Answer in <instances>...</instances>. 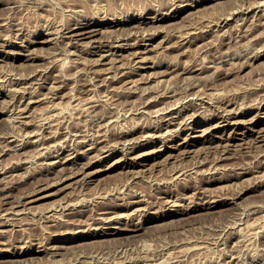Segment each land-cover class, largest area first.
<instances>
[{"label":"rangeland","instance_id":"374dc122","mask_svg":"<svg viewBox=\"0 0 264 264\" xmlns=\"http://www.w3.org/2000/svg\"><path fill=\"white\" fill-rule=\"evenodd\" d=\"M46 1L50 2L45 4V10V7L37 9L35 3L27 5L25 0H0V11L5 7V11L0 12L3 15L0 16V189L7 194L11 190L8 197L11 201L6 207L14 204L23 189L35 190L31 200L40 198L39 201L23 205L25 208L22 205L16 207L24 208L18 215L11 214L12 209L0 215V221L12 215L22 217L15 227L0 225V264H216L214 262L217 261L218 264H264V0H107L106 4L105 0L70 1L79 2L76 4L60 3V0ZM84 1L85 4H82ZM71 7L75 8V12ZM86 13L104 21L91 26L103 31L91 37L75 39L79 44L77 47H71V42L67 45L70 39L66 36L73 33L69 32L67 24L76 26L75 19L87 16ZM157 16L161 19L155 24L162 26H159V35L154 38L143 30L150 28L152 32L158 28L154 23H148ZM110 17L115 22L106 23L105 18L109 20ZM94 19L89 21L94 22ZM117 19L124 21V25L115 24ZM128 30L134 33L129 35ZM122 35L127 39L119 40ZM89 41L92 49L98 50L97 53L81 51L89 50L86 48L89 44L81 45ZM100 42L110 45L101 49L93 47L102 46ZM122 43L126 45L123 51L118 47ZM111 44L114 46L111 47ZM258 52L263 55L257 58L255 53ZM104 53L106 58L101 57ZM92 58L98 62H92ZM73 59L76 61L73 62ZM81 61L84 62L78 63ZM73 63L75 66H72ZM118 64L123 66L122 71L114 66ZM107 65L112 67L103 76L93 73V70L100 71ZM114 70H117L116 74ZM127 71L132 73L122 75ZM57 87L59 89L55 94L53 92ZM254 102L261 108L252 109ZM220 114L232 115V118H216ZM147 124L153 128L146 132L137 131L133 135L135 140L120 138L126 131L139 127L140 130L145 129ZM108 137L112 142H108ZM96 138L103 141L92 150ZM118 139H122V142L116 145L114 141ZM30 141L34 143L29 144ZM176 142H181L179 148L172 145ZM133 146L137 147H134L135 153L129 154ZM220 150L227 158L218 161V157L222 156ZM261 153L263 155L260 157ZM201 160L206 161L200 163ZM51 161L54 165H50ZM216 164L217 167H214ZM174 166L175 170L179 167L178 173ZM180 168L188 170L185 173L188 175ZM247 168L249 171L245 172ZM60 176L62 182L58 178ZM178 177L181 182L177 183ZM56 178L59 183L58 179L55 181ZM155 181L160 182L158 187L153 184ZM185 182L193 187L199 184L202 189L186 188ZM161 189L174 191L177 196L161 199ZM136 190L141 195L134 197L131 192ZM179 195L182 197L178 198ZM224 197L229 198V203L205 208L208 200ZM139 199H145V202H137ZM66 201L71 205H67ZM174 203L179 205L175 206ZM177 206L184 210L188 208L190 213H179L180 209L175 211ZM195 206L200 208L194 209ZM171 210L176 213L167 216ZM165 222L167 225H163ZM112 231H118L117 238ZM53 233L63 235V239L76 235L82 237L56 242L52 239ZM16 238L29 240L24 242V247L14 249L10 242ZM13 249L16 254L23 255L14 256ZM19 257H23V260H18Z\"/></svg>","mask_w":264,"mask_h":264},{"label":"bare ground","instance_id":"6f19581e","mask_svg":"<svg viewBox=\"0 0 264 264\" xmlns=\"http://www.w3.org/2000/svg\"><path fill=\"white\" fill-rule=\"evenodd\" d=\"M2 1V0H1ZM8 1V0H7ZM17 1V0H16ZM23 1V0H22ZM59 1V0H58ZM71 0H60L59 2L60 3H75L76 4V2L78 1H76V2H70ZM73 1V0H72ZM75 1V0H74ZM91 1V0H90ZM99 1V0H98ZM106 2H105V4L107 3V0H105ZM110 1V0H109ZM116 1V0H115ZM190 1H192V0H190ZM5 2V1H4ZM50 1H46V0H25V4L27 3V5H29V4H31V3H35V4H37L36 6H38V8L37 9H39V7L40 8H44L45 7V4L46 3H49ZM54 1H52V3H53ZM97 2V1H96ZM112 2V1H111ZM114 2V1H113ZM117 2V1H116ZM115 2V3H116ZM10 3V2H9ZM12 3H14L13 1H12ZM77 3H79V2H77ZM159 3V2H158ZM165 3V2H164ZM169 3V2H168ZM172 3H173V1H172ZM182 3V2H181ZM253 3V2H252ZM11 4V3H10ZM9 4V5H10ZM74 4V5H75ZM82 4H85V1H84V3H82ZM109 4V3H108ZM162 4V3H161ZM191 4V3H190ZM192 4H194V3H192ZM52 5V4H51ZM62 5V4H61ZM70 5V4H69ZM73 5V6H74ZM87 5H89V4H87ZM86 5V6H87ZM118 5V4H117ZM13 6V5H12ZM11 6V7H12ZM48 6V5H47ZM54 6V5H53ZM67 6V5H66ZM66 6H64L65 8H66ZM77 6V5H76ZM80 6V5H79ZM85 6V5H84ZM120 6V5H119ZM119 6H117V7H119ZM160 6V5H159ZM165 6V5H164ZM192 6V5H191ZM11 7H9V6H7V8H11ZM18 7V6H17ZM16 7V8H17ZM28 7H30V6H28ZM31 7H33V6H31ZM56 7V6H55ZM69 7V6H68ZM67 7V8H68ZM81 7H82V5H81ZM90 7V6H89ZM112 6L110 5V8H111ZM115 7V6H114ZM15 8V7H14ZM14 8H12V9H14ZM35 8V7H34ZM48 8H49V6H48ZM62 8H63V6H62ZM83 8V7H82ZM88 8V7H87ZM148 8V7H147ZM154 8V7H153ZM159 8V7H158ZM160 8H162V7H160ZM3 9H4V11H5V7L3 6L2 7V10L1 11H3ZM45 10H46V7L44 8ZM50 9V8H49ZM71 10L73 9V11H74V9L75 8H70ZM156 9V8H155ZM8 10V9H7ZM51 10H52V8H51ZM83 10H85L84 8H83ZM98 10H100V8L98 9ZM144 10V9H143ZM0 11V12H1ZM9 11H10V9H9ZM47 11H48V9H47ZM56 11V10H55ZM59 11H60V9H59ZM62 11V10H61ZM64 11V10H63ZM78 11V10H77ZM93 11V10H92ZM117 11V10H116ZM116 11H115V13H116ZM151 11V10H150ZM192 11V10H191ZM12 12V11H11ZM35 12H36V10H35ZM42 12V11H41ZM46 12V11H45ZM50 12V11H49ZM75 12V11H74ZM89 12H90V10H89ZM104 12V11H103ZM149 12V11H148ZM160 12V11H159ZM53 13H54V10H53ZM80 13V12H79ZM92 13V12H91ZM98 13V12H97ZM101 13V12H100ZM105 13V12H104ZM109 13V12H108ZM113 13V12H112ZM156 13V12H155ZM187 13H189V12H187ZM3 14V13H2ZM9 14V13H8ZM78 14V13H77ZM87 14V13H86ZM118 14H120V13H118ZM163 14H165V13H163ZM85 15V14H84ZM143 15V14H142ZM187 16H189L188 14H186ZM0 16H3V15H0ZM74 16V15H73ZM82 16V15H81ZM80 16V17H81ZM91 16V15H90ZM88 14H87V16H84V17H81V18H76L75 20H76V26H73L72 25V23H70L69 25L67 24V28H68V30H69V32L70 31H73V33L71 32V34L69 35V36H66V37H69V41L68 42H66L67 43V45H69V43H70V46L71 47H77L79 44H78V41L77 42H75L76 40L75 39H80V37H82V38H84V37H91V36H94V35H96L97 33H99V31H103V30H101V29H98V28H95V27H91V26H95V25H97V24H100V23H104V21H100V20H96V18L94 19L93 17H90ZM96 16V15H95ZM105 16V15H104ZM108 16H110V15H108ZM130 16V15H129ZM184 16V15H183ZM103 17V16H102ZM116 17V16H115ZM119 17H120V15H119ZM122 17V16H121ZM140 17V16H139ZM74 18V17H73ZM117 18V17H116ZM147 18V17H146ZM163 18H165V16H163ZM183 17H181V19H182ZM3 19V18H2ZM70 19V18H69ZM90 19H94L95 21L94 22H92V21H89ZM111 19V17L109 18V20H108V18L106 19L105 18V20H106V23H108L109 21H111V22H115L114 21V19H112V20H110ZM124 19V18H123ZM159 19H161L160 17H153V18H151L150 19V21H148V23H154V25H156L155 24V21H160ZM72 20V19H71ZM103 20V19H102ZM125 20V19H124ZM131 20H135V18H131ZM180 20V19H179ZM184 20V19H183ZM244 20V19H243ZM248 20V19H247ZM12 21V20H11ZM69 20H67V22H68ZM142 21V20H141ZM178 21V20H177ZM246 21V20H245ZM50 22V21H49ZM66 22V23H67ZM146 22V21H145ZM173 22V21H172ZM10 23V22H9ZM19 23V22H18ZM141 23V22H140ZM160 23V22H159ZM167 23V22H166ZM171 23V22H170ZM255 23V22H254ZM21 24H24V23H21ZM115 24H122V25H124V21H121V19H117L116 20V23ZM139 24V23H138ZM147 24V23H146ZM175 24H177L176 22H175ZM174 24V25H175ZM225 24V23H224ZM245 24V23H244ZM13 25H15V24H13ZM18 25V24H17ZM136 25L137 24H135V27H136ZM165 25V24H164ZM168 25V24H167ZM188 25V24H187ZM254 26H255V24H253ZM259 25V24H258ZM9 26V25H8ZM42 26V25H41ZM44 26V25H43ZM53 26H54V24H53ZM132 26V25H131ZM139 26H140V24H139ZM139 26H137V27H139ZM159 26H162L161 24L159 25V24H157L156 25V27H158V28H155V30H153L152 32H150L149 31V29H145L146 31L148 30V32H146L145 30H143V32L146 34V33H148V34H150V35H152V37L154 36V38L157 36V35H159V31H158V29H159ZM186 26V25H185ZM192 26V25H191ZM225 26V25H224ZM249 26V25H248ZM40 27V26H39ZM45 27H46V25H45ZM64 27H65V25H64ZM63 27V28H64ZM109 27V26H108ZM134 27V26H133ZM153 27H155V26H153ZM199 27V26H198ZM243 27V26H242ZM262 27V26H261ZM34 28V27H33ZM38 28V27H37ZM49 28V27H48ZM47 28V29H48ZM119 28V27H118ZM122 28H123V26H122ZM128 28V27H127ZM175 29L177 28V27H174ZM179 28V27H178ZM177 28V29H178ZM184 28H186V27H184ZM193 28V27H192ZM196 28H197V26H196ZM203 28V27H202ZM251 28V27H250ZM249 28V29H250ZM253 28V27H252ZM6 29H8L7 27H6ZM13 29V28H12ZM20 29V28H19ZM24 29V28H23ZM30 29V28H29ZM36 29V28H35ZM105 29V28H104ZM117 29V28H116ZM126 29V28H125ZM130 29V28H129ZM132 29V28H131ZM175 29H173L174 30V32H175ZM187 29H189L188 27H187ZM237 29V28H236ZM45 30V29H44ZM64 30V29H63ZM120 30V29H119ZM122 30V29H121ZM133 30V29H132ZM130 31V33H129V30H128V33H129V35L133 32V31ZM139 30H142V29H139ZM157 30V31H156ZM201 30V29H200ZM238 30V29H237ZM252 30H254V29H252ZM13 31V30H12ZM58 31V30H57ZM105 31V30H104ZM110 31V30H109ZM124 31V30H123ZM122 31V32H123ZM161 31H162V29H161ZM172 31V30H171ZM182 31H183V29H182ZM264 31V30H263ZM26 32V31H25ZM36 32V31H35ZM50 32V31H49ZM60 32V31H59ZM62 32H64V31H62ZM66 32H68V31H66ZM117 32H118V30H117ZM116 32V33H117ZM143 32L141 31V33L143 34ZM179 32H181V31H179ZM184 32V31H183ZM183 32H181L182 34H183ZM189 32V31H188ZM192 32V31H191ZM240 32V31H239ZM255 32V31H254ZM257 32V31H256ZM14 33V32H13ZM29 33V32H28ZM51 33V32H50ZM53 33V32H52ZM57 33V32H56ZM126 33V32H125ZM127 33V34H128ZM134 33V32H133ZM172 33V32H171ZM185 33V32H184ZM205 33V32H204ZM238 33V32H237ZM245 33H246V30H245ZM248 33V32H247ZM6 34V33H5ZM4 34V37L6 36ZM33 34V33H32ZM45 34V33H44ZM59 34V33H58ZM114 34V33H113ZM120 34V33H119ZM124 34V33H123ZM168 34V33H167ZM170 34V33H169ZM179 34V33H178ZM201 34H202V32H201ZM200 34V35H201ZM7 35H9L8 33H7ZM11 35V34H10ZM18 35V34H17ZM31 35V34H30ZM40 35V34H39ZM68 35V34H67ZM103 35H105V34H103ZM111 35V34H110ZM118 35V34H117ZM121 35V34H120ZM133 35V34H132ZM137 35H138V32H137ZM180 35V34H179ZM199 35V34H198ZM205 35V34H204ZM204 35H203V37H204ZM240 35V34H239ZM246 35V34H245ZM259 35V34H258ZM261 35V34H260ZM48 36V35H47ZM112 36V35H111ZM135 36V35H134ZM141 36H143V35H141ZM171 36V35H170ZM183 36H185V34L183 35ZM197 36V35H196ZM10 37V36H9ZM17 37V36H16ZM31 37V36H30ZM100 37V36H99ZM98 37V38H99ZM102 37V36H101ZM114 37V36H113ZM116 37V36H115ZM114 37V38H115ZM118 37V36H117ZM145 37V36H144ZM149 37V36H148ZM180 37V36H179ZM186 37V36H185ZM238 37V36H237ZM246 37V36H245ZM1 38V37H0ZM8 38V37H7ZM14 38V37H13ZM49 38V37H48ZM202 38V37H201ZM234 38V37H233ZM4 39V38H3ZM11 39V38H10ZM9 39V40H10ZM33 39V38H32ZM31 39V40H32ZM92 39V38H91ZM102 39V38H101ZM125 40V39H127L126 38V36H119V40ZM180 39V38H179ZM183 39V38H182ZM222 39V38H221ZM237 39V38H236ZM7 40V39H6ZM49 40V39H48ZM64 40V39H63ZM75 40V41H74ZM94 40H96V39H94ZM99 39H97V41H98ZM104 40V39H103ZM109 40H110V38H109ZM114 40V39H113ZM116 40V39H115ZM122 40V41H123ZM233 40V39H232ZM239 40V39H238ZM16 41V40H15ZM24 41V40H23ZM30 41V40H29ZM47 41V40H46ZM93 41V40H92ZM139 41V40H138ZM222 41V40H221ZM112 42V41H111ZM208 42V41H207ZM219 42H220V40H219ZM80 43V42H79ZM91 41H89V42H86L85 44H81V45H83V46H87L88 44H89V46H91ZM101 43V42H100ZM127 43V42H126ZM225 43V42H224ZM24 44V43H23ZM102 44V43H101ZM194 44V43H193ZM261 44V43H260ZM3 45H5V44H3ZM7 45V44H6ZM13 45V44H12ZM25 45V44H24ZM96 45V44H95ZM98 45V44H97ZM110 44H105V43H103L102 44V46H93V47H99V49H101L103 46H109ZM116 45V44H115ZM202 45V44H201ZM16 46V45H15ZM89 46H87L86 48H88L89 50H86V49H83V50H81L82 52H85V53H97L98 52V50H96V49H92V46L91 47H89ZM114 45H112L111 44V47H113ZM130 46H135V44H130ZM200 46V45H199ZM204 46V45H203ZM256 46V45H255ZM12 47V46H11ZM40 47V46H39ZM42 47V46H41ZM110 47V48H111ZM118 47H120V50H122L123 51V49H126V45L125 44H119L118 45ZM174 47V46H173ZM192 47V46H191ZM202 47V46H201ZM209 47V46H208ZM257 47V46H256ZM263 47H264V45H263ZM3 48V47H2ZM37 48H38V46H37ZM36 48V49H37ZM44 47H42V49H43ZM64 48V47H63ZM197 48V47H196ZM23 50H24V48H22ZM35 49V48H34ZM65 49H66V47H65ZM133 49V48H132ZM140 49V48H139ZM138 49V51H140ZM261 49V48H260ZM26 50V49H25ZM32 50V49H31ZM44 50V49H43ZM48 50H49V48H48ZM56 50V49H55ZM55 50H53V52L55 51ZM68 50H71V49H68ZM136 50V49H135ZM149 50V49H148ZM202 50V49H201ZM254 50H255V47H254ZM254 50H252V51H254ZM9 51V50H8ZM37 51V50H36ZM52 51V50H51ZM63 51H65V50H63ZM74 51H77V50H74ZM105 51V50H104ZM134 51V50H133ZM262 51V50H261ZM0 52H1V50H0ZM26 52V51H25ZM24 52V53H25ZM44 52H45V50H44ZM71 52V51H70ZM8 53V52H7ZM10 53V52H9ZM15 53V52H14ZM22 53V52H21ZM29 53H30V51H29ZM38 53V52H37ZM65 53V52H64ZM75 53V52H74ZM113 53V52H112ZM116 53V52H115ZM128 53H129V51H128ZM137 53V52H136ZM261 52H258L257 54L255 53V56H257V58L258 57H260L261 55H263V54H260ZM263 53V52H262ZM19 54V53H18ZM32 54V53H31ZM55 54V53H54ZM62 54V53H61ZM106 53H104V54H101V57H103V58H106L105 55ZM6 55V54H5ZM8 55V54H7ZM16 55V54H15ZM25 55V54H24ZM35 55V54H34ZM65 55V54H64ZM81 55H83V54H81ZM88 55V54H87ZM111 55H114V54H111ZM37 56V55H36ZM52 56V55H51ZM77 56V55H76ZM90 56V55H89ZM134 56H135V54H134ZM137 56V55H136ZM254 56V57H255ZM15 57V56H14ZM35 57V56H34ZM44 57V56H43ZM83 57V56H82ZM110 57V56H109ZM114 57H115V55H114ZM113 57V58H114ZM264 57V56H263ZM3 58V57H2ZM1 58V59H2ZM55 58V57H54ZM64 58V57H63ZM65 58H66V56H65ZM110 58H112V56L110 57ZM19 59V58H18ZM38 59V58H37ZM58 59V58H57ZM62 59V58H61ZM84 59L86 60V57L84 56ZM88 59V58H87ZM102 59V58H101ZM115 59V58H114ZM117 60H118V58H116ZM255 59V58H254ZM52 60V59H51ZM71 60H72V58H71ZM90 60V59H89ZM92 60H93V58H92ZM4 61V60H3ZM64 61V60H63ZM76 60L75 59H73V62H75ZM88 61V60H87ZM96 61H97V59H96ZM96 61H92V62H96ZM35 62V61H34ZM46 62V61H45ZM52 62V61H51ZM84 61H81V62H78V63H83ZM98 62V61H97ZM100 62V61H99ZM104 62V61H103ZM102 62V63H103ZM108 62V61H107ZM246 62V61H245ZM251 62H253V61H251ZM28 63H30V62H28ZM28 63H27V65H28ZM33 63V62H32ZM31 63V64H32ZM40 63V65H42V63L41 62H38V64ZM49 63V62H48ZM54 64H55V62H53ZM64 63V62H63ZM62 63V64H63ZM78 63H76V64H78ZM106 63V62H105ZM111 63V62H110ZM247 63V62H246ZM19 64V63H18ZM22 64H23V61H22ZM21 64V65H22ZM25 64V63H24ZM35 64V63H34ZM36 64H37V62H36ZM44 64V63H43ZM88 64V63H87ZM99 64V63H98ZM249 64V63H248ZM26 65V66H27ZM53 65V64H52ZM75 66V63H73L72 64V66ZM83 65V64H82ZM104 65V64H103ZM29 66V65H28ZM97 66V65H96ZM108 66V65H107ZM115 67H117V69H120V71H122V69L121 68H123V66L121 67L119 64L116 66V65H114ZM237 66V65H236ZM243 66V65H242ZM36 67V66H35ZM70 67V66H69ZM112 66H108V67H104L103 69H100V71H99V69L98 70H93V73H96L95 75H102V74H105L106 72L105 71H108V69L109 68H111ZM119 67V68H118ZM218 67V66H217ZM240 67V66H239ZM31 68V67H30ZM55 68V67H54ZM81 68V67H80ZM87 68V67H86ZM88 68H91V67H88ZM204 69V68H203ZM219 69H220V67H219ZM79 70V69H78ZM91 70V69H90ZM210 70V69H209ZM222 70V69H221ZM224 70V69H223ZM31 71H34V70H31ZM110 71V70H109ZM117 71V70H116ZM116 71L114 70V72H115V74H116ZM132 71V70H131ZM129 72V71H127V72H123L122 73V75H126V74H129V73H132V72ZM225 71V70H224ZM229 71V70H228ZM235 71V70H234ZM129 72V73H128ZM135 73H136V71H134ZM233 72V71H232ZM31 73V72H30ZM108 73V72H107ZM111 73V72H110ZM223 73V72H222ZM118 74V73H117ZM27 75V74H26ZM103 76V75H102ZM114 76V75H113ZM107 77V76H106ZM98 78V77H97ZM103 78V77H102ZM108 78V77H107ZM112 78H114V77H112ZM116 78H117V76H116ZM103 79H106V78H103ZM115 79V78H114ZM99 81V80H98ZM98 81H97V83H98ZM103 81V80H102ZM118 81V80H117ZM89 82V81H88ZM90 84H92L91 82H90ZM42 85V84H41ZM65 86V84L64 85H62V87H64ZM50 88V87H49ZM52 89H53V87H52ZM59 88L57 87V88H55V91L56 90H58ZM61 89V88H60ZM89 89V88H88ZM49 90V89H48ZM70 90H72V89H70ZM74 90V89H73ZM204 90H206V89H204ZM62 91V90H61ZM84 91V90H83ZM74 92V91H73ZM49 93V92H48ZM47 93V94H48ZM52 93V92H51ZM53 93H55V94H57V91L56 92H53ZM81 93V92H80ZM40 94V93H39ZM43 94V93H42ZM59 94V93H58ZM73 94H75V93H73ZM74 96L72 95V98H73ZM224 98V97H223ZM1 100V99H0ZM44 100V99H43ZM42 100V101H43ZM46 100V99H45ZM75 100V99H74ZM6 101V100H5ZM155 102H156V100H154ZM31 102V101H30ZM29 102V103H30ZM152 102H153V100H152ZM222 102H224V101H222ZM258 102V101H257ZM260 102V101H259ZM1 103V102H0ZM5 103V102H4ZM7 103V102H6ZM28 103V104H29ZM211 103H213V102H211ZM217 103H218V100H217ZM255 103V102H254ZM148 104H151V103H148ZM147 104V105H148ZM223 104V103H222ZM3 105V104H2ZM219 105V104H218ZM221 105V104H220ZM229 105V104H228ZM7 106V105H6ZM29 106H31V105H29ZM249 106V105H248ZM103 107V106H102ZM166 107V106H165ZM215 107V106H214ZM220 107V106H219ZM223 107H224V105H223ZM252 107V109H256V108H261V105H259V106H257L256 105V103H255V105H252L251 106ZM250 107V108H251ZM263 107H264V104H263ZM29 109H30V107H29ZM178 109V108H177ZM218 109V108H217ZM24 110V109H23ZM214 110V109H213ZM220 110V109H219ZM106 111V110H105ZM178 111V110H177ZM227 111V110H226ZM258 111H259V109H258ZM183 112V111H182ZM218 112V111H217ZM230 112V111H229ZM236 112V111H235ZM244 112V111H243ZM260 112V111H259ZM97 113H99V112H97ZM102 113H103V111H102ZM101 113V114H102ZM258 113V112H257ZM106 114V113H105ZM104 114V115H105ZM235 114V113H234ZM2 115V114H1ZM109 115V114H108ZM259 115V114H258ZM233 116H235V115H233ZM254 116V115H253ZM107 117H109V116H107ZM162 117V116H161ZM256 117V116H255ZM102 118V117H101ZM173 118V117H172ZM190 118V117H189ZM210 118H212V117H210ZM216 118H224L225 120H228L229 118H232V115H224V114H220V115H216ZM243 119V118H242ZM255 119V118H254ZM244 120H245V118H244ZM155 121V120H154ZM187 121V120H186ZM207 121V120H206ZM220 121H222V120H220ZM160 122V121H159ZM162 122V121H161ZM172 122V121H171ZM181 122V121H180ZM183 122V121H182ZM204 122V121H203ZM26 123V122H25ZM24 123V124H25ZM29 123V122H28ZM218 123V122H217ZM227 123V122H226ZM246 123V122H245ZM74 124V123H73ZM155 124V123H154ZM28 125V124H27ZM185 125V124H184ZM71 126V125H70ZM158 126V125H157ZM156 126V127H157ZM189 126H190V124H189ZM64 127V126H63ZM74 127V126H73ZM146 128L145 129H141L140 130V127L137 129V130H132V131H130V132H128V131H126V132H124L122 135H120V138H125L127 141H131V140H133L134 139V134L137 132V131H142V132H146V130H148L149 128H151L152 126L150 125V124H147L146 126H145ZM248 127V126H247ZM246 127V128H247ZM39 128H40V126H39ZM41 128H42V126H41ZM61 128V127H60ZM75 128V127H74ZM153 128V127H152ZM187 128V127H186ZM71 129V128H70ZM218 129V128H217ZM235 129V128H234ZM53 130H55V129H53ZM76 130V129H75ZM184 131V130H183ZM207 131V130H206ZM205 131V132H206ZM29 132V131H28ZM55 132V131H54ZM203 132V131H202ZM204 132V133H205ZM264 132V131H263ZM26 133H27V131H26ZM57 133V132H56ZM28 134V133H27ZM60 134V133H59ZM106 135V134H105ZM110 135V134H109ZM115 135V134H114ZM129 135H132V137L131 138H129ZM205 135V134H204ZM55 136V135H54ZM137 136V135H136ZM135 136V137H136ZM52 137V136H51ZM111 137V136H110ZM110 137H108V142H110L111 141V139H110ZM151 137V136H150ZM186 137H187V135H186ZM185 137V138H186ZM45 138V137H44ZM43 138V139H44ZM73 138V137H72ZM152 138H153V135H152ZM151 138V139H152ZM188 138V137H187ZM59 139V138H58ZM76 139V138H75ZM136 139V138H135ZM134 139V140H135ZM33 140V139H32ZM41 140V139H40ZM57 140V139H56ZM122 139H118V140H115L114 141V143L117 145V143L118 142H122L121 141ZM163 140V139H162ZM229 140V139H228ZM227 140V141H228ZM47 141V140H46ZM103 140H100V139H98V138H96L93 142L96 144L95 146H92L91 147V149L93 150V149H95L96 147H97V143H100V142H102ZM27 142V141H26ZM34 143V141H30L29 142V144L30 143ZM83 142H85V141H83ZM112 142V141H111ZM123 142H125V141H123ZM179 142V141H178ZM126 143V142H125ZM128 143V142H127ZM181 143V142H180ZM180 143H172V145L173 146H175L176 148H179L180 147ZM119 144V143H118ZM136 143H134V145H135ZM162 144H163V142H162ZM228 144V143H227ZM107 145V144H106ZM114 145V144H113ZM140 145V144H139ZM222 145V144H221ZM225 146V145H224ZM61 147H63V145L61 146ZM106 147V146H105ZM134 147H136V146H133V148L131 149V150H129L128 151V153L129 154H134L135 153V150H136V148H134ZM223 147V146H222ZM227 147H228V145H227ZM248 147V146H247ZM59 148V147H58ZM104 148V147H103ZM114 148V147H113ZM156 148V147H155ZM155 148H154V151H155ZM164 148V147H163ZM250 148V147H249ZM90 149V148H89ZM102 149V148H101ZM129 149H130V147H129ZM160 149V148H159ZM228 149V148H227ZM247 149V148H246ZM69 150V149H68ZM103 150V149H102ZM219 150V149H218ZM217 150V151H218ZM225 150V149H224ZM223 150V151H224ZM146 151V150H145ZM216 151V152H217ZM221 151V150H220ZM226 151V150H225ZM151 152V151H150ZM219 152V151H218ZM240 152V151H239ZM243 152H244V149H243ZM260 152H262V150L260 151ZM259 152V153H260ZM263 152H264V150H263ZM79 153V152H78ZM126 153V152H125ZM125 153H124V155H125ZM141 153V152H140ZM144 153V152H143ZM152 153V152H151ZM221 153V155L222 156H219L218 157V161L220 160L221 161V159H225V158H227V156H225V155H223L222 154V151L220 152ZM242 153V152H241ZM245 153V152H244ZM57 154V153H56ZM167 154V153H166ZM175 154V153H174ZM209 154V153H208ZM257 154H258V152H257ZM49 155V154H48ZM58 155V154H57ZM139 155V154H138ZM168 155H169V153H168ZM171 155H173L172 153H171ZM206 155H207V153H206ZM240 155V154H239ZM248 155V154H247ZM253 155V154H252ZM255 155V154H254ZM260 155H263V153H261V154H259V156ZM143 156V155H142ZM147 156H148V154H147ZM213 156V155H212ZM258 156V157H259ZM49 157V156H48ZM67 157V156H66ZM133 157V156H132ZM145 157V156H144ZM232 157V156H231ZM254 157V156H253ZM256 157V156H255ZM258 157H256V158H258ZM261 157V156H260ZM82 158V157H81ZM119 158V157H118ZM206 158V157H205ZM208 158H209V156H208ZM207 158V159H208ZM255 158V159H256ZM67 159V158H66ZM65 159V160H66ZM91 159V158H90ZM132 159V158H131ZM217 159V158H216ZM61 160V159H60ZM64 160V159H63ZM68 160V159H67ZM93 160V159H92ZM137 160V159H136ZM199 160V159H198ZM211 160V159H210ZM214 160V159H213ZM86 161V160H85ZM94 161V160H93ZM116 161V160H115ZM206 161V160H205ZM205 161H199L200 163H205ZM216 161V160H215ZM239 161V160H238ZM245 161V160H244ZM254 161V160H253ZM263 161V160H262ZM138 162H140V161H138ZM246 162H248V160L246 161ZM62 162H60V164H61ZM97 163H98V161H97ZM112 163H114V161L112 162ZM120 163V162H119ZM195 163V162H194ZM197 163V162H196ZM214 163V162H213ZM229 163V162H228ZM15 164H19V163H15ZM68 164V163H67ZM135 164V163H134ZM222 164V163H221ZM235 164V163H234ZM237 164H238V162H237ZM245 164V163H244ZM248 164L250 165V162H248ZM50 165H54V162H50ZM49 165V166H50ZM57 165H58V163H57ZM107 165H109V164H107ZM138 165V164H137ZM181 165V164H180ZM179 165V166H180ZM215 165V164H214ZM213 165V166H214ZM236 165V164H235ZM85 166H86V164H85ZM233 166V165H232ZM237 166V165H236ZM8 168L10 167V166H7ZM63 167V166H62ZM61 167V168H62ZM77 167V166H76ZM101 167V166H100ZM196 167V166H195ZM214 167H217V164H216V166H214ZM229 167V166H228ZM231 167V166H230ZM239 167V166H238ZM251 167V166H250ZM3 168V167H2ZM14 168V167H13ZM23 168V167H22ZM42 168H43V166H42ZM46 168V167H45ZM78 168H79V166H78ZM89 168V167H88ZM96 168V167H95ZM191 168H193V167H191ZM225 168V167H224ZM233 168V167H232ZM242 168V167H241ZM246 168V167H245ZM5 169V168H4ZM60 169V168H59ZM75 169V168H74ZM174 170H175V166H174V168H173ZM184 168H180V170H182V171H184V174L188 171V170H183ZM218 169V168H217ZM3 170V169H2ZM13 170V169H12ZM66 170V169H65ZM86 170V169H85ZM106 170V169H105ZM179 170V167H178V169L177 170H175V172H177ZM72 171V170H71ZM77 171H79V170H77ZM77 171H75V172H77ZM83 171V170H82ZM137 171V170H136ZM242 171V170H241ZM244 171V170H243ZM249 171V168H247L246 170H245V172H248ZM6 172V171H5ZM14 172V171H13ZM37 172V171H36ZM42 172V171H41ZM40 172V173H41ZM46 172V171H45ZM54 172V171H53ZM57 172V171H56ZM55 172V173H56ZM73 172V171H72ZM113 172V171H112ZM138 172H139V170H138ZM137 172V173H138ZM174 172V171H173ZM181 172V171H180ZM198 172V171H197ZM221 172V171H220ZM38 173V172H37ZM51 173V172H50ZM58 173V172H57ZM63 173H64V171H63ZM85 173H86V171H85ZM111 173V172H110ZM178 173V172H177ZM234 173V172H233ZM243 173V172H242ZM54 174V173H53ZM68 174V173H67ZM70 174V173H69ZM84 174V173H83ZM133 174V173H132ZM180 174V173H179ZM178 174V175H179ZM48 175V174H47ZM66 175V174H65ZM77 175V174H76ZM135 175V174H134ZM173 175H175V174H173ZM172 175V178L174 179L175 177ZM182 175H183V173H182ZM185 175H188V174H185ZM234 175V174H233ZM239 175V174H238ZM264 175V174H263ZM32 177H33V175H31ZM44 176H46V175H44ZM71 176H72V174H71ZM98 176V175H97ZM171 176V175H170ZM177 176V175H176ZM192 176V175H191ZM29 177V176H28ZM51 177V176H50ZM54 177V176H53ZM79 177H82V176H79ZM78 177V178H79ZM85 177V176H84ZM90 177V176H89ZM102 176H99V178H101ZM156 177H158V176H156ZM188 177V176H187ZM195 177V176H194ZM58 178H61V176L60 177H58ZM58 178H56V182H57V179ZM66 178V177H65ZM67 178H68V176H67ZM92 178V177H91ZM99 178H98V180H99ZM158 178H160V177H158ZM26 179V178H25ZM30 179V178H29ZM34 179V178H33ZM55 179V178H54ZM153 179V178H152ZM177 179H179V177L177 178ZM176 179V180H177ZM183 179V178H182ZM188 179V178H187ZM193 179V178H192ZM32 180V179H31ZM62 180V178L60 179V181ZM75 180H76V177H75ZM78 180V179H77ZM101 181H102V179H100ZM104 180V179H103ZM106 180V179H105ZM104 180V181H105ZM126 180V179H125ZM148 180V179H147ZM159 180V179H158ZM181 179H179V180H177V183L180 181ZM220 180V179H219ZM264 180V179H263ZM2 181V180H1ZM29 181V180H28ZM27 181V182H28ZM44 181V180H43ZM45 181H47V180H45ZM44 181V182H45ZM54 180H52V182H53ZM72 181H73V179H72ZM103 181V182H104ZM24 182H25V180H24ZM31 182V181H30ZM41 182V181H40ZM48 182V181H47ZM62 182V181H61ZM75 182V181H74ZM78 182V181H77ZM76 182V183H77ZM83 182V181H82ZM91 182V181H90ZM150 182V181H149ZM151 182H153V180L151 181ZM181 182V181H180ZM32 183V182H31ZM36 183V182H35ZM58 183H59V179H58ZM98 183H99V181H98ZM127 183V182H126ZM131 183V182H130ZM176 183V182H175ZM194 183V182H193ZM24 184V183H23ZM22 184V185H23ZM33 184V183H32ZM48 184H50V183H48ZM52 184H54V182L52 183ZM65 184V183H64ZM69 184V183H68ZM72 184V183H71ZM70 184V185H71ZM79 184V183H78ZM123 184V183H122ZM153 184H157L156 186L158 187V185H160V182L159 181H155ZM191 184V183H190ZM190 184H186V182H185V185H184V187H186V188H195L194 190H196V191H201V189H202V186H200L199 184L197 185V186H195V187H193V186H191ZM2 185V184H1ZM3 185H5V184H3ZM25 185V184H24ZM37 185V184H36ZM46 185V184H45ZM66 185V184H65ZM101 185V184H100ZM118 185V184H117ZM126 185V184H125ZM13 186V185H12ZM42 186V185H41ZM53 186V185H52ZM63 186V185H62ZM77 186V185H76ZM119 186V185H118ZM123 186V185H122ZM121 186V187H122ZM164 186V185H163ZM169 186V185H168ZM176 186V185H175ZM39 187H40V185H39ZM38 187V188H39ZM45 187H47V185L45 186ZM44 187V188H45ZM65 187V186H64ZM64 187H62V188H64ZM4 188V187H3ZM9 188V187H8ZM35 188H37L36 186H35ZM74 188V187H73ZM84 188H85V186H84ZM111 188V187H110ZM154 188V187H153ZM156 188V187H155ZM167 188V187H166ZM175 188V187H174ZM185 188V189H186ZM204 188V187H203ZM251 188V187H250ZM39 189H41V188H39ZM61 189V188H60ZM59 189V190H60ZM100 189V188H99ZM112 189H113V187H112ZM112 189H109L110 191H112ZM119 189V188H118ZM137 189V188H136ZM158 189V188H157ZM181 189V188H180ZM1 190V192L2 193H0L1 194V196H0V215L2 214V212H5V211H9L10 209H12V211H10V213L11 214H19L20 213V211H23V209L25 208L23 205H25V204H27V203H29V202H32V201H36V200H38V199H40L39 197L37 198L36 196V198L34 199V200H31V196H33V194H34V192H35V190H30V189H23L22 191H20V193H21V195L16 199V200H14V199H12V200H14L15 202H14V204L11 206V207H6V206H8L9 204L8 203H10V201L8 200V197H9V194H10V191H9V194H7L4 190H2V189H0ZM6 190V189H5ZM14 190V189H13ZM58 190V189H57ZM58 190V191H59ZM83 190V189H82ZM98 190V189H97ZM108 190V191H109ZM130 190V189H129ZM139 190V189H138ZM138 190H136V191H132L131 193H133L132 195L135 197V196H140L141 195V192H138ZM143 190V189H142ZM155 190V189H154ZM159 190V189H158ZM157 190V191H158ZM261 190V189H260ZM16 191V190H15ZM131 191V190H130ZM161 191V195L162 196H160L159 194V196H160V198L162 199V198H169V196H171V197H174V196H177L176 194L177 193H174V191L172 192V191H170V190H160ZM179 191V190H178ZM247 191V190H246ZM249 191V190H248ZM5 192V193H4ZM74 192H75V190H74ZM83 191H81V193H82ZM86 192V191H85ZM96 192V191H95ZM94 192V193H95ZM99 192V191H98ZM107 192V191H106ZM124 192V191H123ZM257 192V191H256ZM261 192V191H260ZM72 193V192H71ZM77 193V192H76ZM88 193V192H87ZM108 193H110V192H108ZM117 193V192H116ZM115 193V194H116ZM194 193H196V192H194ZM240 193H241V191H240ZM252 193V192H251ZM258 193V192H257ZM44 194H45V192H44ZM59 194V193H58ZM64 194V193H63ZM62 194V195H63ZM75 194V193H74ZM82 194H84V193H82ZM81 194V195H82ZM92 194V193H91ZM95 194H97V193H95ZM127 194H130V192H127ZM126 194V195H127ZM148 194H150V193H148ZM193 194V193H192ZM191 194V195H192ZM255 194V193H254ZM41 195V194H40ZM40 195H37V196H40ZM43 195V194H42ZM41 195V196H42ZM46 195V194H45ZM65 195V194H64ZM68 195V194H67ZM72 195V194H71ZM77 195H78V193H77ZM80 195V194H79ZM93 195V194H92ZM92 195H90V196H92ZM143 195V194H142ZM157 195V196H158ZM184 195V194H183ZM206 195V194H205ZM234 195V194H233ZM83 196V195H82ZM85 196V195H84ZM89 196V197H90ZM118 196V195H117ZM158 196V197H159ZM235 196V195H234ZM11 197V196H10ZM46 197V196H45ZM64 197V196H63ZM62 197V198H63ZM86 197V196H85ZM84 197V198H85ZM87 197H88V195H87ZM94 196H92V198H93ZM97 197V196H96ZM156 197V196H155ZM157 197V198H158ZM182 197V195L180 196L179 195V197L178 198H181ZM185 197V196H184ZM183 197V198H184ZM189 197V196H188ZM192 197V196H191ZM195 197V196H194ZM30 198V200L28 201V199ZM61 198V199H62ZM69 198H70V196H69ZM76 198V197H75ZM74 198V199H75ZM83 198V199H84ZM138 198V197H137ZM167 198V199H168ZM193 198V197H192ZM211 198V197H210ZM213 198V197H212ZM215 198V197H214ZM234 198V197H233ZM25 199L27 200V201H25ZM72 199V198H71ZM86 199V198H85ZM113 199V198H112ZM136 199V198H135ZM153 199V198H152ZM173 199V198H172ZM82 200V199H81ZM99 200V199H98ZM105 200H107V199H105ZM118 200H120V199H118ZM154 200V199H153ZM156 200V199H155ZM170 200V199H169ZM169 200H167V202H170ZM180 200V199H179ZM194 200H196V199H194ZM234 200V199H233ZM39 201V200H38ZM74 201V200H73ZM136 201V200H135ZM139 201H144L145 202V199L144 200H138L137 202H139ZM164 201H166V200H164ZM175 200H173L172 202H174ZM67 202V201H66ZM70 202H71V200H70ZM75 202V201H74ZM73 202V203H74ZM79 202V200H77V202L76 203H78ZM152 202V201H151ZM172 202H171V205H172ZM232 202V201H231ZM68 203L69 202H67V205H68ZM103 203V202H102ZM133 203V202H132ZM153 203V202H152ZM159 203H163L162 201L160 202L159 201ZM166 203V202H165ZM227 203H229V198H226V197H224V198H220V199H214V200H208L207 201V205L205 206V208H214V207H217V206H220V205H223V204H227ZM8 204V205H7ZM38 204V203H37ZM70 204V203H69ZM75 204V203H74ZM164 204V203H163ZM162 204V205H163ZM193 204V203H192ZM203 204V203H202ZM11 205V204H10ZM21 206L22 205V207H24L23 209H16V207H18V206ZM28 205V204H27ZM31 205V204H30ZM64 205V204H63ZM63 205H61V206H63ZM71 205V204H70ZM87 205V204H86ZM126 205V204H125ZM160 205V204H159ZM170 205V204H169ZM174 205L176 206V205H179V204H176V203H174ZM173 205V206H174ZM258 205V204H257ZM91 206V205H90ZM97 206V205H96ZM103 206V205H102ZM117 206V205H116ZM119 206V205H118ZM140 206V205H139ZM142 206V205H141ZM145 206V205H144ZM197 206V205H196ZM194 207V209H199L198 207ZM31 207V206H30ZM41 207V206H40ZM64 207H66V205L64 206ZM99 207V206H98ZM107 207V206H106ZM157 207V206H156ZM164 207V206H163ZM168 207V206H167ZM170 207V206H169ZM225 207V206H224ZM90 208V207H89ZM93 208V207H92ZM111 208H112V205H111ZM139 208V207H138ZM142 208V207H141ZM145 208V207H144ZM147 208V207H146ZM160 208V207H159ZM166 208V207H165ZM222 208V207H221ZM262 208V207H261ZM57 209V208H56ZM94 209H95V207H94ZM101 209V208H100ZM137 209V208H136ZM150 209V208H149ZM148 209V210H149ZM179 209H180V211L181 212H179V213H187V214H189L190 213V211H188V208L186 209V210H184V208L183 207H178L177 206V208L175 209V211H179ZM26 210V209H25ZM93 210V209H92ZM113 210V209H112ZM138 210V209H137ZM141 210V209H140ZM146 210V209H145ZM192 210H193V207H192ZM208 210V209H207ZM212 210V209H211ZM258 210V209H257ZM80 211V210H79ZM97 211V210H96ZM100 211V210H99ZM153 211V210H152ZM156 211V210H155ZM174 210L172 211H170V213H168L167 214V216H172V215H174L176 212H175ZM203 211V210H202ZM206 211V210H205ZM214 211V210H213ZM260 211V210H259ZM64 210H63V214H64ZM81 212V211H80ZM79 212V213H80ZM108 212V211H107ZM115 212H116V210H115ZM133 212V211H132ZM146 212V211H145ZM200 212V211H199ZM55 213V212H54ZM68 214H69V212H67ZM66 213V214H67ZM74 213V212H73ZM104 213V212H103ZM117 213V212H116ZM128 214H129V212H127ZM131 213V212H130ZM148 213V212H147ZM146 213V214H147ZM209 213V212H208ZM211 213V212H210ZM43 214V213H42ZM45 214V213H44ZM53 214V213H52ZM74 214H76V213H74ZM73 214V215H74ZM84 214V213H83ZM87 214H88V212H87ZM110 214V213H109ZM12 215V217H7L6 219H4V221H0V225H13L14 227L15 226H17L18 224H17V221L18 220H21L22 219V217H20V218H17V217H14ZM46 215V214H45ZM43 216V217H47V216ZM60 215H61V213H60ZM72 215V214H71ZM78 215V214H77ZM108 215V214H107ZM127 215V214H126ZM10 216V215H9ZM53 217H54V215H52ZM57 216V215H56ZM63 216V215H62ZM67 216H69V215H67ZM66 216V217H67ZM96 216V215H95ZM135 216H137V215H135ZM182 216V215H181ZM52 217V218H53ZM85 217H86V215H85ZM93 217V216H92ZM112 216H110V218H111ZM114 217V216H113ZM140 217H141V214H140ZM157 217V216H156ZM2 218H3V216H2ZM76 218H77V216H76ZM128 218V217H127ZM179 218V217H178ZM1 219V218H0ZM50 219H51V217H50ZM54 219V218H53ZM58 219V218H57ZM69 219V218H68ZM86 219V218H85ZM89 219V218H88ZM101 219H103V217H101ZM101 219H100V221H101ZM116 219V218H115ZM131 219H133V218H131ZM172 219V221L174 220V218H171ZM171 219H169V220H171ZM180 219V218H179ZM192 219V218H191ZM2 220V219H1ZM108 220V219H107ZM151 220V219H150ZM190 220V219H189ZM62 221V220H61ZM68 221V220H67ZM81 221V220H80ZM85 221V220H84ZM90 221V220H89ZM93 221V220H92ZM163 221V220H162ZM174 221H176V220H174ZM187 221V220H186ZM30 222V221H29ZM43 222V221H42ZM50 222H51V220H50ZM53 222V221H52ZM69 222V221H68ZM71 222V221H70ZM78 222V221H77ZM76 222V223H77ZM82 222V221H81ZM91 222V221H90ZM105 222V221H104ZM111 222V221H110ZM119 222V221H118ZM121 222V221H120ZM170 222V221H169ZM178 222H179V220H178ZM26 223V222H25ZM57 223H59V222H57ZM66 223V222H65ZM84 223V222H83ZM86 223H88V222H86ZM95 222H93V224H94ZM101 223V222H100ZM117 223V222H116ZM139 223V222H138ZM146 223V222H145ZM161 223V222H160ZM171 223V222H170ZM182 222L180 221V224H181ZM184 223V222H183ZM23 224V223H22ZM31 224V223H30ZM33 224V223H32ZM46 224V223H45ZM50 224H53V223H50ZM56 224V223H55ZM67 224V223H66ZM157 224V223H156ZM172 224H175L174 222L172 223ZM171 224V225H172ZM177 224H179V223H177L176 222V224L175 225H177ZM190 224V223H189ZM61 225V224H60ZM65 225V224H64ZM87 225V224H86ZM98 225H99V223H98ZM104 225V224H103ZM102 225V226H103ZM128 225H130V224H128ZM158 225H160V224H158ZM158 225H156V226H158ZM162 225V224H161ZM163 225H167L166 224V222L163 224ZM170 225V224H169ZM170 225V226H171ZM184 225H186V224H184ZM43 226V225H42ZM105 226V225H104ZM153 226V225H152ZM174 226V225H173ZM172 226V227H173ZM180 225H178V227H179ZM48 227V226H47ZM60 227V226H59ZM73 227V226H72ZM75 227V226H74ZM83 227H84V225H83ZM91 227V226H90ZM93 227V226H92ZM121 227V226H120ZM124 227V226H123ZM122 227V228H123ZM132 227H133V225H132ZM142 227V226H141ZM145 227V226H144ZM151 227V226H150ZM159 227V226H158ZM161 227V226H160ZM159 227V228H160ZM174 227H176V226H174ZM66 228H68V226L66 227ZM65 228V229H66ZM110 228V227H109ZM126 228V227H125ZM129 228V227H128ZM136 228V227H135ZM138 228H139V226H138ZM165 228H167V227H165ZM170 228V227H169ZM14 229V228H13ZM43 229V228H42ZM49 228H47V230H48ZM60 229V228H59ZM85 229H86V227H85ZM101 229V228H100ZM177 230H178V228H176ZM56 230V229H55ZM63 230V229H62ZM69 230H70V227H69ZM68 230V231H69ZM74 230V229H73ZM72 230V231H73ZM76 230V229H75ZM74 230V231H75ZM91 230V229H90ZM95 230V229H94ZM105 230V229H104ZM119 230V229H118ZM135 230V229H134ZM1 231V230H0ZM24 231V230H23ZM36 231V230H35ZM52 231V230H51ZM61 230H59V232H60ZM78 231V230H77ZM174 231H175V229H174ZM53 232H55V231H53ZM63 232H64V230H63ZM86 232V231H85ZM28 233H29V231H28ZM38 233V232H37ZM45 233V232H44ZM43 233V234H44ZM47 233H49V232H47ZM51 233V232H50ZM57 233V232H56ZM61 234H62V232H60ZM74 233V232H73ZM105 233V232H104ZM102 234V235H105V234ZM111 233H113V235H114V237L116 236V234H118V231H112ZM121 233V232H120ZM233 233V232H232ZM46 234V233H45ZM44 234V235H45ZM52 234V233H51ZM54 234V233H53ZM59 235V234H54L53 236H52V239L54 240V241H64V240H75V239H80L82 236H79V235H76V236H74V237H71V238H67V239H63L62 237H64L63 235ZM136 234V233H135ZM234 234H236V232L234 233ZM48 235V234H47ZM66 235V234H65ZM122 235V234H121ZM31 236V235H30ZM34 236V235H33ZM40 237V236H39ZM112 237V236H111ZM110 236H109V238H111ZM119 237H121L120 235H119ZM123 237V236H122ZM231 237V236H230ZM23 238V237H22ZM42 238H43V236H42ZM106 238V237H105ZM115 238H117V237H115ZM232 238H233V236H232ZM231 238V239H232ZM32 239H34V238H30V240H32ZM41 239V238H40ZM97 239V238H96ZM119 239V238H118ZM29 240V239H28ZM27 240V241H28ZM91 240V239H90ZM98 241H99V239H97ZM117 240V239H116ZM10 241V240H9ZM25 239H13V241H11L10 243H11V245H12V248H18V247H24V242L26 243L27 242ZM37 241V240H36ZM81 241V240H80ZM83 241V240H82ZM86 241V240H85ZM89 241V240H88ZM92 241L94 242V240L92 239ZM92 241H90V242H92ZM105 241H107V240H105ZM35 242V241H34ZM38 242V241H37ZM49 242V241H48ZM84 242V241H83ZM83 242H82V244H83ZM102 242V241H101ZM226 242H227V240H226ZM31 243H33V241L31 242ZM39 243H40V241H39ZM77 243V242H76ZM98 243V242H97ZM103 243V242H102ZM101 243V244H102ZM106 243V242H105ZM43 244V243H42ZM85 244H87V243H85ZM104 244V243H103ZM198 244V243H197ZM26 245V244H25ZM41 245V244H40ZM53 245H55V244H53ZM64 245V244H63ZM66 245V244H65ZM64 245V246H65ZM73 245H75V244H73ZM78 245H80V243L78 242ZM92 245V247L94 246V247H96L95 246V244L93 245V244H91ZM97 245V244H96ZM100 245V244H99ZM238 245V244H237ZM55 246H57V245H55ZM61 246H62V244H61ZM98 246V245H97ZM9 247V246H8ZM27 247V246H26ZM28 247H30V245L28 246ZM31 247H32V245H31ZM53 247V246H52ZM52 247H51V249H52ZM68 247V246H67ZM66 247V248H67ZM230 247V246H229ZM234 247V246H233ZM10 248V247H9ZM41 248V247H40ZM39 248V249H40ZM47 248V247H46ZM54 248V247H53ZM60 248V247H59ZM5 249H7V248H5ZM14 249H13V255L14 256H21V255H23V254H16V251H14ZM21 249V248H20ZM57 249V248H56ZM233 249V248H232ZM48 250V249H47ZM30 251V250H29ZM32 251V250H31ZM50 251V250H49ZM56 251V250H55ZM28 252V251H27ZM52 252V251H51ZM9 253V252H8ZM15 253V254H14ZM29 253V252H28ZM53 254V253H52ZM54 254H55V252H54ZM33 256V255H32ZM25 257V256H24ZM38 258V257H37ZM4 259V258H3ZM13 259H14V257H13ZM31 259H33V257H31ZM18 260H23V257H19L18 258ZM25 260V259H24ZM177 262V261H176ZM212 262V261H211ZM218 262V261H217ZM217 262H214V263H216V264H218ZM220 262V261H219ZM122 263V262H121ZM118 264V263H117ZM174 264V263H173ZM177 264V263H176ZM220 264V263H219ZM222 264H224V262H222Z\"/></svg>","mask_w":264,"mask_h":264}]
</instances>
